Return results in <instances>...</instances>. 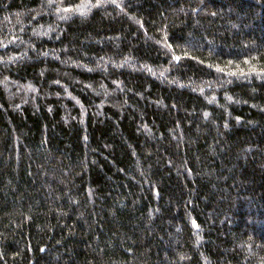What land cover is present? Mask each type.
Masks as SVG:
<instances>
[{
  "label": "trees",
  "instance_id": "1",
  "mask_svg": "<svg viewBox=\"0 0 264 264\" xmlns=\"http://www.w3.org/2000/svg\"><path fill=\"white\" fill-rule=\"evenodd\" d=\"M0 264H264V0H0Z\"/></svg>",
  "mask_w": 264,
  "mask_h": 264
}]
</instances>
